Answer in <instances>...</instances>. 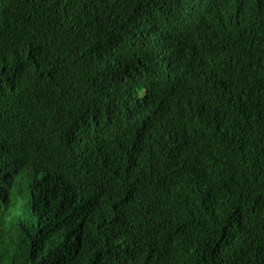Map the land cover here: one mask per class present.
<instances>
[{
  "label": "trees",
  "instance_id": "trees-1",
  "mask_svg": "<svg viewBox=\"0 0 264 264\" xmlns=\"http://www.w3.org/2000/svg\"><path fill=\"white\" fill-rule=\"evenodd\" d=\"M0 264H264V0H0Z\"/></svg>",
  "mask_w": 264,
  "mask_h": 264
},
{
  "label": "clouds",
  "instance_id": "clouds-1",
  "mask_svg": "<svg viewBox=\"0 0 264 264\" xmlns=\"http://www.w3.org/2000/svg\"><path fill=\"white\" fill-rule=\"evenodd\" d=\"M195 60H196V62H197V64L199 63V59L195 56Z\"/></svg>",
  "mask_w": 264,
  "mask_h": 264
},
{
  "label": "bare ground",
  "instance_id": "bare-ground-1",
  "mask_svg": "<svg viewBox=\"0 0 264 264\" xmlns=\"http://www.w3.org/2000/svg\"><path fill=\"white\" fill-rule=\"evenodd\" d=\"M246 1H247V0H246ZM153 4H154V3H153ZM130 5H131V4H130ZM69 10H70V9H69ZM90 15H91V14H90ZM119 17H120V16H119ZM106 25H107V24H106ZM81 29H82V28H81ZM79 30H80V29H79ZM114 33H115V32H114ZM114 33H113V34H114ZM133 42H134V41H133ZM135 43H136V42H135ZM144 43H145V42H144ZM233 45H234V44H233ZM131 57H132V56H131ZM175 80H176V79H175Z\"/></svg>",
  "mask_w": 264,
  "mask_h": 264
}]
</instances>
